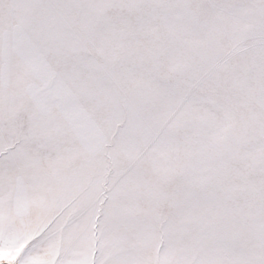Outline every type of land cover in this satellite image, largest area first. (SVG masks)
Returning a JSON list of instances; mask_svg holds the SVG:
<instances>
[{
    "label": "snow or ice",
    "instance_id": "obj_1",
    "mask_svg": "<svg viewBox=\"0 0 264 264\" xmlns=\"http://www.w3.org/2000/svg\"><path fill=\"white\" fill-rule=\"evenodd\" d=\"M0 264H264V0H0Z\"/></svg>",
    "mask_w": 264,
    "mask_h": 264
}]
</instances>
